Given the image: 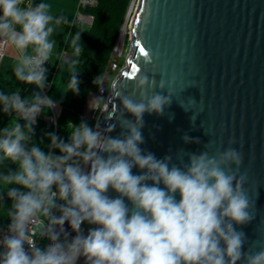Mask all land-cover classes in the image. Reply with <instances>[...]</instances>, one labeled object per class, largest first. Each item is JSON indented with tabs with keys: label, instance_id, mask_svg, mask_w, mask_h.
<instances>
[{
	"label": "clouds",
	"instance_id": "9594fccd",
	"mask_svg": "<svg viewBox=\"0 0 264 264\" xmlns=\"http://www.w3.org/2000/svg\"><path fill=\"white\" fill-rule=\"evenodd\" d=\"M62 23L67 20L54 16L48 3L0 0V37L19 52L14 75L39 89L27 97L0 91L3 113L14 117L0 128V185L8 186L0 202L6 204L5 194L11 201L0 264H77L81 257L85 264H264V249L245 252V233L237 231L254 219V203L244 189L247 176L238 175L242 153L231 146L214 154L190 153L181 168L171 155L157 159L140 147L145 113L163 116L172 103L170 95H147L148 76L135 82L139 100L117 93L123 106L120 136L110 135L115 125L102 130L99 123L70 121L67 140L47 133L48 151L34 142L37 118L57 107L44 94L49 86L45 64L56 47L54 26ZM71 47L74 55L81 53L80 32L72 36ZM152 59L146 54L145 63ZM75 63L66 87L78 94ZM101 82L102 76L94 80ZM124 112L135 120L123 119ZM183 139L200 143L187 135ZM136 167L138 175L133 174ZM109 189L118 195L110 197ZM40 217L46 220L40 236L50 241L44 248L32 238ZM66 222L76 233L72 239ZM85 222L95 226L87 235L81 227Z\"/></svg>",
	"mask_w": 264,
	"mask_h": 264
},
{
	"label": "water",
	"instance_id": "95a60500",
	"mask_svg": "<svg viewBox=\"0 0 264 264\" xmlns=\"http://www.w3.org/2000/svg\"><path fill=\"white\" fill-rule=\"evenodd\" d=\"M132 9L125 66L96 124L115 125L110 135L120 136L117 93L139 100L135 82L148 76L147 95H170L172 103L163 116L145 113L142 150L157 159L171 155L183 168L190 153L236 148L243 155L238 175L247 176L244 189L254 203L253 221L237 231L245 233V252L264 249V0H137ZM123 119L135 120L127 112ZM185 135L200 143H185Z\"/></svg>",
	"mask_w": 264,
	"mask_h": 264
},
{
	"label": "trees",
	"instance_id": "16d2710c",
	"mask_svg": "<svg viewBox=\"0 0 264 264\" xmlns=\"http://www.w3.org/2000/svg\"><path fill=\"white\" fill-rule=\"evenodd\" d=\"M132 0H98L94 5L80 4L79 12L85 15L93 16V23L89 26L75 24L73 21L66 19L64 23L66 27L67 37L60 43V52H68L72 55L71 38L76 32L81 34V53L75 56L76 70L79 71V92L78 94L68 90L65 101L62 105V112L57 122V129L53 124L43 117H39L35 126L34 142L40 147L48 151L50 140L47 133H54L62 139L67 140L68 132L71 131L70 121L79 125L81 115L86 107L91 92L98 89L99 85L94 83L97 77L103 78L107 66L112 58L114 47L122 32L125 19L130 8ZM34 4L36 2L34 1ZM0 91L11 93L20 91L18 82L0 78ZM24 97V92H21ZM13 116L3 113L0 107V128H3L12 121ZM43 139V143H40ZM59 155V151L55 150ZM12 171L16 170V166L9 163ZM2 170V169H0ZM8 186L0 185V193H4ZM6 202H0V230L8 228L10 219L7 216L8 207L11 201L4 197Z\"/></svg>",
	"mask_w": 264,
	"mask_h": 264
},
{
	"label": "built area",
	"instance_id": "2783aa9c",
	"mask_svg": "<svg viewBox=\"0 0 264 264\" xmlns=\"http://www.w3.org/2000/svg\"><path fill=\"white\" fill-rule=\"evenodd\" d=\"M28 0H25V3H27ZM32 3H34V0H31ZM98 2V0H81V4H87V5H94ZM79 23L73 22L75 24H81L85 26H89L93 23V16L92 15H85V14H79L78 16ZM125 37L122 35V32L119 36V39L114 47L112 58L110 60L109 65L107 66V69L105 71V74L102 78V82L99 85L98 89L94 92H91L89 95L88 102L86 104V107L81 115V120L88 123V125L93 126L96 125V122L100 116V114L105 111L108 108L109 103H107V98L110 93L111 89V83L113 79L116 77V75L122 70V68L125 66V57L123 56V49H124V40ZM8 41L4 39L3 37H0V64L2 58L5 56L6 48L8 46ZM124 58V59H123ZM51 64L50 60L49 63L45 64V67L48 68V66ZM49 86L45 89L44 94L49 96V92L53 86V79L50 80L47 78ZM36 87V86H35ZM38 91L39 89L36 88ZM51 115L49 117H44L46 120H48L51 124L54 125L55 130L57 129V122L62 112V105L57 103V107L54 109H51ZM40 117V116H39ZM37 118V121L39 119ZM59 203V201H57ZM56 215H59L60 213L57 211L55 213ZM46 223L45 218L40 217L39 221L35 223L32 226V238L35 241L37 246H40L41 248L46 247L50 241L47 240V238H41L40 236V229L42 226ZM89 224L85 222L82 224V231L84 232V229ZM66 233H68L69 239H72L76 236V233L71 229L70 225L66 222L64 225ZM8 228H3L0 230V238H2V235L7 232ZM88 232L85 233L87 235ZM63 240V237H62ZM27 247V246H26ZM0 251H3V248L0 247ZM77 264H85V258L81 257Z\"/></svg>",
	"mask_w": 264,
	"mask_h": 264
},
{
	"label": "rangeland",
	"instance_id": "374dc122",
	"mask_svg": "<svg viewBox=\"0 0 264 264\" xmlns=\"http://www.w3.org/2000/svg\"><path fill=\"white\" fill-rule=\"evenodd\" d=\"M80 2H81V0H80ZM136 3H137V0H132L130 8H129L127 16H126V19H125V23L123 25V27L126 26L124 49H123V56L125 57V59H126V56L129 52L128 30H129L130 19L132 17V12H133L132 6L135 7ZM48 4L51 5V10L68 13L67 16H63V17L68 18L69 20H73V18L77 14L76 10H73V12H71L72 6H70V0H63L62 2H60V0L59 1L58 0H50L48 2ZM54 27H55V31L53 33L52 38L56 40V47L54 48L53 54L50 57V61L52 64H50L47 68V70H48L47 78L50 80L53 79V86L49 92V96L52 97L56 101V103L62 104L65 101L67 93H68V89H67L66 85H67V82L70 78L69 77L70 71L72 70V67H71L72 61L71 60L74 58H71V60H68L65 58V53L63 51L60 52V41H63L64 39H66L64 24L54 26ZM3 58L1 60V63L3 61ZM54 65H55V67L53 68ZM74 68L76 70V63L74 65ZM0 77L5 78V76L2 74L1 71H0ZM11 77H15V75H12ZM11 80L16 81L17 79L15 77V78H12ZM25 85L26 84H23L21 82V90L25 87ZM33 87L34 86L31 85V90ZM31 90H30V92H28L27 96L31 95L34 92ZM51 112H52L51 109L50 110L45 109L44 113H42V115L40 117H43V118L49 117L51 115ZM13 119H14V117H13ZM20 122L24 123V121H22V120ZM93 126H95V125H93ZM92 227H95V226L94 225L86 226L84 229V234L86 232H88V230ZM61 239H62V237H61Z\"/></svg>",
	"mask_w": 264,
	"mask_h": 264
},
{
	"label": "crops",
	"instance_id": "0c3cea01",
	"mask_svg": "<svg viewBox=\"0 0 264 264\" xmlns=\"http://www.w3.org/2000/svg\"><path fill=\"white\" fill-rule=\"evenodd\" d=\"M34 1L36 2V4H39L41 2L48 3L50 0H34ZM62 1L63 0H60V2H62ZM80 4H81L80 0H70V6H72L71 12H73V10H76V13H77L76 16L73 18V20H71V21L76 22V23H79V21H78L79 17L78 16H79V14H81L79 12ZM51 13L54 16H57V17H61V16L63 17V16H67L68 15V13L61 12V11H55V10H51ZM65 19H68V18H65ZM62 24H64V23H62ZM64 27H65V25H64ZM65 33H66V27H65ZM66 37H67V33H66ZM60 43H61V41H60ZM64 53H65V58L66 59L71 60V58H74L71 61H76L74 55H72V54L70 55L68 52H64ZM18 58H19L18 50L14 47V45H12L9 42L8 46L6 48L5 56H4L3 61L1 63V65H0V71L5 76L6 79L11 80L12 78H15V77H11V76L14 75L13 66L16 63V61L18 60ZM54 67H55V65L53 66V68ZM0 78H2V77H0ZM5 78H2V79H5ZM11 81L18 82L19 85H20V90H21V82L20 81H18V80H16V81L15 80H11ZM30 90H31V85H25V87L21 90V92L23 91L24 92V97H27V94H28V92H30ZM31 91L35 92V91H38V90L34 86Z\"/></svg>",
	"mask_w": 264,
	"mask_h": 264
},
{
	"label": "snow or ice",
	"instance_id": "6c2138e0",
	"mask_svg": "<svg viewBox=\"0 0 264 264\" xmlns=\"http://www.w3.org/2000/svg\"><path fill=\"white\" fill-rule=\"evenodd\" d=\"M140 51L143 53L144 49H143V48H141V49H140ZM134 70H135V69H134Z\"/></svg>",
	"mask_w": 264,
	"mask_h": 264
},
{
	"label": "bare ground",
	"instance_id": "6f19581e",
	"mask_svg": "<svg viewBox=\"0 0 264 264\" xmlns=\"http://www.w3.org/2000/svg\"><path fill=\"white\" fill-rule=\"evenodd\" d=\"M124 37H125V34H124ZM123 40H124V38H123Z\"/></svg>",
	"mask_w": 264,
	"mask_h": 264
}]
</instances>
